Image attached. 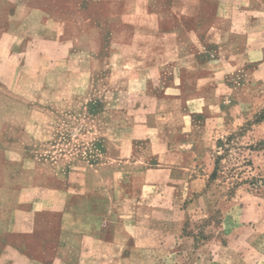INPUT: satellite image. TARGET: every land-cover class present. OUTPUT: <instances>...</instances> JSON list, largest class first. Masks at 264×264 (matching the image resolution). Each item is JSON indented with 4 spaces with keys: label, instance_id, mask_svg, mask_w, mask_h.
<instances>
[{
    "label": "rangeland",
    "instance_id": "obj_1",
    "mask_svg": "<svg viewBox=\"0 0 264 264\" xmlns=\"http://www.w3.org/2000/svg\"><path fill=\"white\" fill-rule=\"evenodd\" d=\"M44 1L51 16L76 3ZM3 5L0 0V231L8 229L9 216L11 222L0 232V264L6 248L19 246L32 264H48L54 251L47 244L78 242L92 223L109 220L110 209L122 220L154 216L158 231L145 224L134 240L125 239L129 247L134 242L127 250L139 264H194L226 244L224 256L234 264H264L260 11L247 13L256 15L245 29L250 40L224 26L203 27L182 55V27L157 34L158 42L144 30L138 36L137 28L121 34L112 30L119 12L112 9L101 30L78 17L59 34L56 19L42 23L32 11ZM100 7L92 11L97 23ZM131 135L139 136L128 145ZM182 140L196 156V167L183 173ZM156 144L159 152L152 151ZM201 190L206 201L188 203L182 231V195ZM91 196L103 197L98 218L88 214ZM166 229L172 232L159 233ZM112 245L91 254L76 250L69 264H114L123 249Z\"/></svg>",
    "mask_w": 264,
    "mask_h": 264
},
{
    "label": "crops",
    "instance_id": "obj_2",
    "mask_svg": "<svg viewBox=\"0 0 264 264\" xmlns=\"http://www.w3.org/2000/svg\"><path fill=\"white\" fill-rule=\"evenodd\" d=\"M4 5L3 9H7L9 11H26L38 14L36 16L39 17L42 23H46L49 20L56 19L58 22H54L56 24V28L53 30H57L60 28V33L63 34L66 27H71L72 23L75 24L79 18H83V20H87L90 22L93 19V22L90 23L91 27H97L98 30H101V26H106V19L108 16L110 17L112 9L118 10V14H115L118 18V23H115L112 27L114 32H121L125 30V27H128L132 32L136 28L138 29V36L141 31L144 30V36L149 38V40H158L162 39V37L156 36L158 35H166L169 33H175L178 31L174 29L175 27H182V55L183 49L184 51H190L192 47L194 48L193 41L191 39V34L200 40L202 34L204 33L203 27L208 28V30L220 29V26H224L227 33L238 32L246 36V40H250L248 38V34L245 29L250 27L252 21L255 20L256 15H247L250 11H260L261 16L264 18V0H75L74 6L72 7H62L66 13L62 12V14L54 13L52 16L50 11L52 6L47 4V1L44 0H2ZM252 1H256L254 5H252ZM95 5L101 6L99 12L101 18L99 22H95L94 19V7ZM263 11V12H262ZM58 15V16H57ZM76 15V16H75ZM93 15V16H92ZM55 16L59 18H55ZM53 17V18H50ZM102 19V21H101ZM74 20V21H73ZM131 25H128V24ZM45 26V25H44ZM220 27V28H219ZM169 28V29H167ZM205 28V29H206ZM172 31V32H171ZM174 31V32H173ZM208 33V31H207ZM57 35L54 39H59L60 35ZM176 34V33H175ZM260 34V33H259ZM92 35L89 31H87V35ZM99 40L98 37L95 36L92 38V41ZM190 40V41H189ZM259 40L264 42V37H260ZM88 41H91L88 39ZM175 42V41H174ZM176 43V42H175ZM151 48V47H150ZM195 55V54H193ZM198 99V98H195ZM186 104V101H183ZM190 113L186 112L185 117H190ZM139 135H131L128 139V145L132 143V141H136ZM182 136L186 141V135L182 133ZM184 140H182V173L187 172L191 168L196 167V156H195V148L193 144H187ZM153 146V145H152ZM180 146V145H179ZM157 144L152 147V151L159 152V149H156ZM130 151H132V147L129 146ZM165 151L166 148H165ZM191 157V163H183L184 159ZM92 168H100V164L90 165ZM196 181V180H195ZM187 184V182H184ZM90 192V189L89 191ZM167 197L170 199V196L166 194L163 197ZM207 194L201 190L199 194L196 196H188L186 194L182 195V202L184 206H182V231H184V225L188 219V203L192 202H200L206 201ZM103 197L101 196H91L88 202V214L93 218H98L102 216L103 212ZM165 199V198H164ZM185 207V208H184ZM107 217L109 220L106 222L100 221L99 223L94 222L90 223L94 228L90 229L89 232L82 233V238L78 242H64L57 241L50 246L47 244L46 249L54 251V254L49 258L48 264H69L71 259V254L76 250L84 251L86 253H90L92 251H96L99 247L108 248L110 246L118 245L122 250L121 256L118 259H112L114 264H139L137 261L132 260L130 253L127 249L134 248L135 244L133 242L132 246L129 247V243L125 242V239L131 237V240H134L136 235V231L140 230V227L152 226V230L158 231L160 228H156L154 223V216L151 219L139 221L138 218H132L129 220H122L118 217L117 214H114L112 209L108 210ZM114 214V215H113ZM113 215V216H112ZM172 217V216H169ZM174 219L177 217V214L173 216ZM9 224L8 229L2 230L0 232L5 233L10 229L11 216H9ZM91 222V221H90ZM122 232V233H121ZM172 232L170 229H166L164 232L159 233H167ZM184 233V232H183ZM60 232L58 233V235ZM185 239L192 236H182ZM93 240V242L91 241ZM95 244V245H94ZM160 244V243H159ZM231 247L229 244L217 246L214 251L211 252L209 257L204 258L202 256H197L194 260V264H234L232 261L228 260L224 254ZM60 249H64L63 252H59ZM200 249V248H198ZM7 256L2 257V264H14V260H18L20 264H32L34 259L30 258L28 255L22 254L20 250L22 247H10L6 248ZM95 254V253H94ZM197 254V253H196ZM90 255L88 256L89 259ZM36 262V261H35ZM94 261L88 260L86 264H94ZM150 264H162L158 259H153V261L149 262ZM98 264H112L110 261L100 260ZM189 264V263H188Z\"/></svg>",
    "mask_w": 264,
    "mask_h": 264
}]
</instances>
